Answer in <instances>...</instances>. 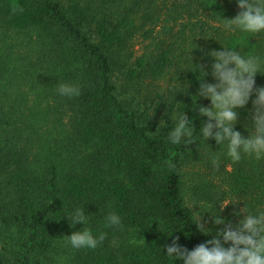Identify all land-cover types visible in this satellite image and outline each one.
Wrapping results in <instances>:
<instances>
[{"label":"trees","instance_id":"16d2710c","mask_svg":"<svg viewBox=\"0 0 264 264\" xmlns=\"http://www.w3.org/2000/svg\"><path fill=\"white\" fill-rule=\"evenodd\" d=\"M239 11L236 0H0L7 31L0 43L10 47L0 49V264H176L166 256L174 239L191 250L225 227L203 219L212 234H201L186 200L213 215L221 202H238L221 213L233 225L244 204L264 210V160L233 163L223 145L199 133L191 144L166 138L177 111L196 131L207 120L190 98L199 88L194 65L211 71L207 53L221 43L264 54V35L222 34L219 17ZM8 32L39 48L37 63L15 56ZM37 77L47 105L28 104L23 90L6 98L5 81ZM58 83L76 84L81 94L61 96ZM256 85L264 86V73ZM251 109L250 101L238 110L236 129L245 137ZM190 174L198 199L189 193ZM82 206L91 216L86 227L107 233L96 250L65 244L83 227H70L65 215ZM110 211L122 227L105 226Z\"/></svg>","mask_w":264,"mask_h":264},{"label":"clouds","instance_id":"9594fccd","mask_svg":"<svg viewBox=\"0 0 264 264\" xmlns=\"http://www.w3.org/2000/svg\"><path fill=\"white\" fill-rule=\"evenodd\" d=\"M236 4L240 11L234 18L219 17L221 23L218 26L225 39L238 34H248L252 37L264 35V0H236ZM220 45L221 50L207 53L212 60L210 72L205 66L194 65L191 61L195 66V73H199V79L196 77L199 88L196 95L190 96L192 107L194 111H198L200 117H206L207 120L202 122V127L196 131L193 122L185 118V110L173 113L169 117L173 126L167 133V141L173 146L191 144L197 139L196 133H199L200 138L207 144L209 139H214L219 146L223 145L226 150L224 154L233 163H239L244 158L264 160V86L256 85V77L264 73V54L257 51L242 54L238 47L221 43ZM209 75L214 82H207L206 77ZM181 87L186 90L184 95H189L191 84L187 83ZM57 91L61 96L73 98L81 94V87L76 84L58 83ZM192 97L196 98L195 101ZM201 98L209 100L210 106L198 105L197 102ZM250 101L252 109L249 122L244 124L248 132L245 137L236 129L239 122L238 110L244 109ZM210 159L214 166H218V155H212ZM230 203H225L222 210L213 215L210 211L201 213L198 203L186 200V208L192 213L191 223L201 234H212V229L203 220L206 212L210 213L215 225L225 227L217 230L212 239L191 250L181 246L178 238L174 239L166 246L169 261H175L176 264H264V210H252L244 204L236 213L243 218L233 225L221 216ZM196 206L199 211L193 210ZM65 216L70 227L83 225L80 230L66 236L65 244L71 249L96 250L107 238L106 232L94 233L93 229L86 227L91 216L86 214L84 206L72 209ZM122 223V217L115 211H110L105 216L107 228L122 227ZM58 264L64 262L61 260Z\"/></svg>","mask_w":264,"mask_h":264},{"label":"rangeland","instance_id":"374dc122","mask_svg":"<svg viewBox=\"0 0 264 264\" xmlns=\"http://www.w3.org/2000/svg\"><path fill=\"white\" fill-rule=\"evenodd\" d=\"M5 32H7L5 29L0 28V38H3L2 35H4ZM15 33L8 32L9 37L5 36V39L8 42L17 45V47H15L13 49V51L15 52V56H19L20 55L22 57V59H23V57H26L27 58L26 61H28L26 66H28L29 64L31 65V61H34L35 63H37L38 62L37 60H38L39 54H40L39 48L37 46L32 47V44H31L32 42L30 40H28L25 36H23L21 34L16 33L17 34L16 35ZM2 45L6 46V47H9V46L6 45V43H2V44L0 43V49H1ZM0 57H1V55H0ZM18 83L15 80H13L11 83H8L7 81H5V83H4V86H5L4 93L7 96L10 95V98H8L6 96V98L10 102L14 101V99H15L14 96H15L16 91L23 90V91L29 92V98L27 99L28 104H31V105L33 104L34 105L36 103H42L43 105H47V103H49L48 99L39 97L41 95L40 91H41V89L43 87V79H42V77H37L34 82L33 81H21V82L18 81ZM0 96H2V94H0ZM6 98H3L2 100L6 101ZM187 180L189 182V186L191 187L189 189L190 195H192V196L194 195V197L196 199H198L197 198V194L194 193V189H195L194 183L195 182L193 183L192 174H190V178L187 177ZM196 185H198V184H196ZM193 186H194V189H193V191H191ZM222 187H223V189H225V185H223ZM228 202H230V201H226L224 203L221 202L220 205L223 208L224 204L228 203ZM198 203H200V202H198ZM203 205H204V207H203ZM200 206H201V211L202 212L210 211V206H209L208 209H206L205 203H200ZM225 209H226V207H225ZM225 209L223 210V215H226L225 214ZM211 213L213 214V212H211ZM203 219H208L210 221L211 220L210 213H207V212L204 213Z\"/></svg>","mask_w":264,"mask_h":264}]
</instances>
